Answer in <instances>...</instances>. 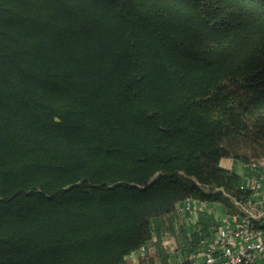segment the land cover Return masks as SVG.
<instances>
[{"label":"trees","instance_id":"obj_1","mask_svg":"<svg viewBox=\"0 0 264 264\" xmlns=\"http://www.w3.org/2000/svg\"><path fill=\"white\" fill-rule=\"evenodd\" d=\"M238 140L264 156V0H0V264H171L183 200L249 201Z\"/></svg>","mask_w":264,"mask_h":264},{"label":"built area","instance_id":"obj_2","mask_svg":"<svg viewBox=\"0 0 264 264\" xmlns=\"http://www.w3.org/2000/svg\"><path fill=\"white\" fill-rule=\"evenodd\" d=\"M244 166L252 172L251 179L241 183V189L251 191L249 201L232 198L238 212L217 218L214 232L174 264H264V161L252 160ZM215 204L221 202L190 197L177 206L174 214L192 218L200 211L213 213Z\"/></svg>","mask_w":264,"mask_h":264},{"label":"crops","instance_id":"obj_3","mask_svg":"<svg viewBox=\"0 0 264 264\" xmlns=\"http://www.w3.org/2000/svg\"><path fill=\"white\" fill-rule=\"evenodd\" d=\"M221 165L224 168L232 170L240 175L242 182L245 180L249 181L252 177V172L248 170V168L238 161H233L231 158H224L221 161ZM213 208V214L216 216V218H222L227 213L226 207L222 203L215 204ZM197 222L198 214L192 218H188L185 214L173 215L174 230L166 229L163 232L162 237L163 245L170 254L169 260L171 264H174L175 261L179 259L186 251L184 240L180 235L181 229H183L187 236L191 238V234L198 229ZM151 261H153L154 264H161L158 257L157 247L154 245V243L150 244L144 252L138 250L126 257L127 264H150Z\"/></svg>","mask_w":264,"mask_h":264},{"label":"rangeland","instance_id":"obj_4","mask_svg":"<svg viewBox=\"0 0 264 264\" xmlns=\"http://www.w3.org/2000/svg\"><path fill=\"white\" fill-rule=\"evenodd\" d=\"M249 142L248 140H238V143L235 144L233 151V155L231 156V159H233V161H238L240 163H242L243 165L246 163L243 160L244 159H239L241 156H244L248 154V158L250 159V161L252 160H262L264 161V156H251L253 153H249V148L250 145H248ZM238 154L239 158L236 157L235 155ZM251 154V155H250Z\"/></svg>","mask_w":264,"mask_h":264}]
</instances>
